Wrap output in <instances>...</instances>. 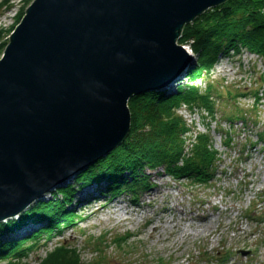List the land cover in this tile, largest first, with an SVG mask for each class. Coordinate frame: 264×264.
Segmentation results:
<instances>
[{"label":"water","instance_id":"95a60500","mask_svg":"<svg viewBox=\"0 0 264 264\" xmlns=\"http://www.w3.org/2000/svg\"><path fill=\"white\" fill-rule=\"evenodd\" d=\"M227 1L35 0L0 60V223L120 146L129 100L182 78L185 26Z\"/></svg>","mask_w":264,"mask_h":264},{"label":"rangeland","instance_id":"374dc122","mask_svg":"<svg viewBox=\"0 0 264 264\" xmlns=\"http://www.w3.org/2000/svg\"><path fill=\"white\" fill-rule=\"evenodd\" d=\"M5 1L0 0V5ZM34 1L10 0L0 6V44L7 43L0 60L11 34ZM183 45L195 56L191 42ZM260 77L264 78V60L254 53H221L210 78L196 80L202 89L212 83L218 91L214 96L215 118L202 109L191 112L184 106L179 110L194 130L188 135L190 145L197 134L212 127L214 147L222 159L214 177L208 181L179 180L165 172L148 171L152 188L140 192L136 202L126 194L111 196L105 182L101 188L105 196L95 192L79 202L89 189L83 186L68 207L76 214L74 223L56 229L50 237L42 236L29 263L39 264L56 247L69 243L88 263L264 264V140L259 137L264 131V80ZM255 91L262 97L257 105ZM241 116L248 122L239 119ZM227 132L232 137L231 146L224 143ZM76 176L66 185L81 189L83 184L74 181ZM52 192L46 195L50 200H54ZM93 197H97L95 201ZM30 207L26 212L34 206ZM41 226L47 224L30 221L23 230L36 231ZM127 235L131 237L130 251L129 245L115 243Z\"/></svg>","mask_w":264,"mask_h":264},{"label":"trees","instance_id":"16d2710c","mask_svg":"<svg viewBox=\"0 0 264 264\" xmlns=\"http://www.w3.org/2000/svg\"><path fill=\"white\" fill-rule=\"evenodd\" d=\"M9 2L6 0L3 4ZM188 42H191L190 47L196 53V62L186 71L184 81L177 84L171 95L162 90L133 96L129 100L132 112L129 135L107 157L77 175L74 179L76 183L89 185L107 181L111 195L126 194L136 202L140 192L152 188L148 171L164 168L165 174L174 179L194 181H208L216 175L221 155L214 148L210 133L198 134L187 153L188 134L192 128L178 110L186 105L192 112L199 108L215 118L217 102L214 96L218 91L212 83L202 89L196 80L203 76L210 78L211 69L221 53L225 55L234 51L240 54L247 50L264 60V0H228L207 10L184 28L180 43ZM6 44H0V55ZM259 94L255 91L256 105L261 101ZM239 119L245 118L241 116ZM259 137L264 140V131L259 133ZM230 139L228 137L226 142L228 146ZM74 187L60 185L51 193L54 200L40 201L20 219L0 223V264H30L28 259L40 246L42 236L50 237L56 229L74 223L76 214L67 210L66 206L76 192ZM59 196H62V200L58 199ZM30 221H47V226L29 237L14 236ZM130 238V235L118 238L115 243L123 247L131 244H128ZM128 249L130 251V245ZM39 264L104 263L85 262L76 247L62 243L40 259Z\"/></svg>","mask_w":264,"mask_h":264},{"label":"bare ground","instance_id":"6f19581e","mask_svg":"<svg viewBox=\"0 0 264 264\" xmlns=\"http://www.w3.org/2000/svg\"><path fill=\"white\" fill-rule=\"evenodd\" d=\"M179 40H180V38H179ZM179 40H178V43H179ZM179 44H181V43H179ZM181 45H183V44H181ZM184 46V45H183ZM185 47V46H184ZM186 48V47H185ZM190 49H191V47H190ZM187 50V49H186ZM191 51H192V49H191ZM193 52V51H192ZM235 53V52H234ZM193 54V53H192ZM195 54V53H194ZM252 55V54H251ZM193 56V58H194V60H192L189 64H188V66L186 67V69H185V73H186V71L188 70V68L190 67V66H192V65H194V63L196 62V54H195V56L194 55H192ZM253 56V55H252ZM179 79H176L175 81L176 82H173V84H172V86H169V87H167V88H163V91L165 92H167V94L168 95H171L172 93H174L175 92V90H174V88H172L173 86H174V84H175V86H177V84L180 82L181 83V81L183 82L184 80H183V76H182V78L181 77H178ZM144 95V94H143ZM139 96H141V95H139ZM182 107H184V105L182 106ZM181 107V108H182ZM130 108V107H129ZM180 110V109H179ZM179 110H178V112H179ZM130 112H131V109H130ZM131 116H132V112H131ZM131 126H132V123H131ZM121 146V145H120ZM119 147V146H118ZM117 147V148H118ZM116 148V149H117ZM115 150V149H114ZM113 150V151H114ZM112 151V152H113ZM110 154V153H109ZM108 154V155H109ZM107 155V156H108ZM106 156V157H107ZM103 159V158H102ZM100 161V160H99ZM96 164V163H95ZM150 172H163V174H164V168H160V169H158V170H156V171H150ZM79 174V173H78ZM77 175V174H76ZM75 175V176H76ZM147 176H149V179H150V175H149V172H147ZM74 176H72V177H70L68 180H66L65 182H63V183H61L60 185H66L67 183H68V181L71 179V178H73ZM103 182H105V183H107V181H102V182H96V183H93V184H84V185H82V187H81V189H76L75 187H74V189H75V193H74V195H73V198H75V196L76 195H78L79 193H80V191L83 189V188H85V187H87V188H89V189H87V191H86V193H84V194H82L80 197H81V199H79V202L80 201H83V200H85V199H89V196L90 197H92L93 196V194L95 193V192H99L101 195H102V187L104 186L102 183ZM99 184V185H98ZM60 185H58L57 187H59ZM107 185V184H106ZM83 186H85V187H83ZM92 186H94L95 187V189H92V188H94V187H92ZM57 187H55L54 189H56ZM53 189V190H54ZM53 190H51L50 192H52ZM108 190V189H107ZM50 192H47V193H50ZM108 192H109V190H108ZM47 193H45V195L43 196V197H41L40 199H37L33 204H32V206H35L36 205V203H38V202H40V201H43V200H45V201H48L49 199H48V197L46 196L47 195ZM109 194H111L110 192H109ZM104 196L106 195V194H103ZM111 196H113V195H111ZM115 196V195H114ZM128 196V195H127ZM140 196V195H139ZM73 198L71 199L72 201H73ZM94 198V197H93ZM92 198V199H93ZM95 198H97V197H95ZM93 199L92 201H95L96 199ZM72 201H71V203L69 204V206H67V210H69L70 212H72L70 209H68V207H70L71 205H72ZM86 201V200H85ZM27 211V209L25 210V212ZM115 211L116 212H120V209L118 210V209H115ZM18 216H22V213L20 214V215H18ZM17 216V217H18ZM123 216H125V215H121V217H123ZM19 218H21V217H19ZM205 219L207 218V216H205L204 217ZM149 220H152V218H149ZM43 223V222H42ZM35 224H40V225H44V224H47V222H44L43 224H41V223H35ZM64 225V224H63ZM26 226V225H25ZM25 226H23V228L21 229V230H19V231H17L15 234H14V236H16L17 238H23V237H29V236H31V235H33V233H35V232H38L41 228H43L42 226H41V228H38L36 231H26V229L25 230H23L24 229V227ZM44 227H46V226H44ZM64 227H65V225H64Z\"/></svg>","mask_w":264,"mask_h":264}]
</instances>
